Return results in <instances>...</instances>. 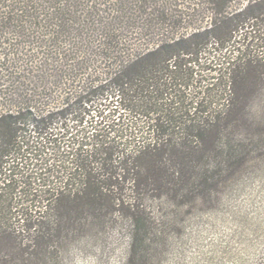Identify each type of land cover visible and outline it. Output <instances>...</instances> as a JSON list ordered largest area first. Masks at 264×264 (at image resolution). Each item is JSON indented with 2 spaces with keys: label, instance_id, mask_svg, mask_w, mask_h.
Returning a JSON list of instances; mask_svg holds the SVG:
<instances>
[{
  "label": "trees",
  "instance_id": "obj_1",
  "mask_svg": "<svg viewBox=\"0 0 264 264\" xmlns=\"http://www.w3.org/2000/svg\"><path fill=\"white\" fill-rule=\"evenodd\" d=\"M98 1L0 0V44L31 58L3 64L0 264H69L117 215L124 264H264V131L247 113L264 0H209L212 27L191 33L113 29ZM132 3L123 20L167 17L168 0Z\"/></svg>",
  "mask_w": 264,
  "mask_h": 264
},
{
  "label": "rangeland",
  "instance_id": "obj_2",
  "mask_svg": "<svg viewBox=\"0 0 264 264\" xmlns=\"http://www.w3.org/2000/svg\"><path fill=\"white\" fill-rule=\"evenodd\" d=\"M124 1H132V6H134V0H99L94 5L99 6L98 9L100 11L102 10L100 13L102 18L106 19L109 17L110 19L117 18L119 20L113 26V29H130L131 32H134V29H169L170 31L178 29V31L182 33H191L194 31L193 29H210L215 19L214 11L212 10L214 5L209 0H168L169 5L166 4L168 8L165 21L158 19L159 16L155 14L156 12L154 13V11H149L152 15H143L140 19L138 16L136 17L134 15V10L132 11V20H129L128 17L123 20L122 14L124 13L120 11L119 4ZM255 1L256 0H227V10L229 12H238L248 5L254 4ZM101 2L102 6H100ZM257 2L259 3L260 0H257ZM1 43L0 91H5L7 87L2 86V84L5 83L2 82V80H7L5 77L8 73L3 64H5V62H13V60H20V62L26 63V61L31 58H29V56L26 57V54H29L28 52L19 54L20 56L18 57L17 54L14 53H17V51L14 49L12 41L11 43L7 41V45L3 41ZM22 48H24V46L20 47V51H22ZM4 58L7 61H4ZM262 87L263 91L260 94L253 95L249 98V106L247 108L249 120L254 122L255 125L259 124L263 126L260 129H256L259 132L262 130L264 131V82ZM259 155H263L261 160H264V148L260 151L258 156ZM262 170L264 171V167L257 168V170H253L252 173L254 171L262 172ZM248 188L249 189H245L246 193H243V197H246L244 194L248 195L249 192L257 190L258 184L249 185ZM116 217L118 221L116 220L105 226L102 230L97 227L95 229L93 228V230L91 229L89 232L85 233V236L81 240L73 241V243L68 244V263L124 264L129 243L127 238V220L125 218H120L118 215Z\"/></svg>",
  "mask_w": 264,
  "mask_h": 264
}]
</instances>
